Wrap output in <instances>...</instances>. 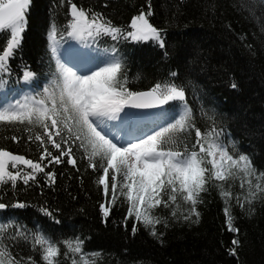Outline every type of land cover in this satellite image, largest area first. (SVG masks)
I'll use <instances>...</instances> for the list:
<instances>
[{
  "label": "trees",
  "instance_id": "trees-1",
  "mask_svg": "<svg viewBox=\"0 0 264 264\" xmlns=\"http://www.w3.org/2000/svg\"><path fill=\"white\" fill-rule=\"evenodd\" d=\"M72 2L80 8L102 13L114 26L125 31H131L132 18L142 11H149L150 3L152 15L148 19L157 29L163 30L165 47L161 48L153 40H113L107 35L87 38L77 53L86 70L94 71L110 63L115 48L122 60L129 90L147 91L156 83L168 82L183 86L196 127L202 132L212 126L222 130L221 140L229 146V152H233L231 145L234 143L237 155L249 156L256 169L264 172L262 0ZM69 13L70 4L66 0H32L21 46L8 62L9 73L0 75V106L6 95L20 94V97L37 99L45 95L44 88L58 75L48 33L55 24L60 34L58 51L71 55L73 44L65 31ZM60 36L64 38L60 39ZM6 40V35H0V51ZM28 70L34 72L35 77L22 82L23 73ZM172 73L177 75L172 76ZM233 83L236 88L231 86ZM179 111V102H170L159 113L167 112L172 117ZM159 113L125 124L121 121L107 123L113 134L134 138L163 124ZM35 132L42 133V129L30 133L24 126L5 123L0 126V147L36 161L42 148L38 141L27 139ZM12 136L21 137L19 143L14 142ZM194 140L193 131L186 142L191 145ZM48 147L57 154L51 145ZM73 155L77 159L76 167L67 163L68 157L60 164L49 165L48 160L41 162L42 166L48 165L45 172L55 173L54 183L44 173H36L35 181H29L27 185L19 179L14 187L10 182L0 185V203L8 205L0 209V225L6 228V241L17 259L32 257L36 264H45L40 248L33 244V237L43 234L60 246V256L55 258V264H72L73 259L80 264V254L68 252L64 244L72 241L75 246L76 240L84 241L82 249L89 257L98 254L96 264H264V194L252 205L245 203L242 209L235 197L246 194L247 184L245 190H241L238 178L227 182L209 180L205 185L207 191L201 193L202 202L196 206L200 213L198 223L183 220L181 213L190 205L179 197V208L170 205L169 208L153 209L151 215L167 220V227L163 223L156 225L157 236H153L151 226L145 227L134 218H128L125 224L129 203L120 195L119 188L116 203L111 205L105 220L100 205L106 198L102 186L95 184L101 172L89 168L82 151L75 146ZM9 168L11 170V164ZM25 171L32 170L25 168ZM108 179L110 200L111 170ZM218 183H225V190L233 194L229 211L233 226L239 229L238 234L227 228L226 205ZM16 203H24L26 207H13ZM105 206L109 205L105 203ZM174 208L177 218L170 215ZM42 209L52 215H46ZM134 224L137 227L135 234L132 232ZM19 231H24L27 239L20 237ZM233 239L240 241L238 247L232 244ZM233 247H236L235 256L230 254Z\"/></svg>",
  "mask_w": 264,
  "mask_h": 264
},
{
  "label": "snow or ice",
  "instance_id": "snow-or-ice-1",
  "mask_svg": "<svg viewBox=\"0 0 264 264\" xmlns=\"http://www.w3.org/2000/svg\"><path fill=\"white\" fill-rule=\"evenodd\" d=\"M31 2L32 0H0V35L7 36L6 44L0 51V75L9 73L8 62L21 46ZM66 2L70 4V20L65 29L68 38L84 40L107 35L113 40H155L161 48L165 47L163 30L157 29L148 19L152 15L150 3L149 11H142L132 18L131 31H125L114 26L102 13L80 8L72 0ZM59 35L57 26L53 24L48 39L50 51L57 61ZM63 38L60 36V39ZM57 67L58 75L44 88V96L39 99L25 97L23 101L16 100L0 106V126L5 123L21 125L30 133L37 128L42 129V133L35 132V135L27 137L29 142L38 141L42 148L36 161L0 147V185L10 182L14 187L18 179L27 185L29 181H35L36 173H44L54 183L55 173L45 172L48 165L42 166L41 162L48 160L49 165L60 164L64 163V157H68L67 163L76 167L77 159L73 155L75 146L82 151L88 167L101 172L95 184L102 186L105 203L109 205H100L105 220L110 214L111 205L116 203L119 188L120 195L129 203L125 224L128 218H134L135 222L142 223L145 227L151 226L153 236H157L156 225L163 223L167 227V220L159 215H151L152 210L169 208L170 205L179 208L178 197L190 205L181 213L183 220L198 223L200 213L196 206L202 202L201 193L207 191L205 185L209 180L227 182L238 178L241 190H245L247 184L246 194H237L235 197L242 209L245 203L252 205L264 194V172L256 169L249 156L237 155L234 143L231 145L233 152L230 153L229 146L221 140L222 130H217L215 126L206 128L203 132L196 127L183 86L168 82L156 83L148 91L129 90L126 86L127 78L123 74L122 60L115 48L110 63L87 75H79L59 63ZM176 75L172 73V76ZM34 77L35 73L30 70L23 73L26 82ZM231 86L237 87L235 83ZM170 102H179L180 111L172 117L167 112L159 113L164 123L143 136L121 142L119 136L113 134L108 126L109 120H119L125 124L140 119L125 109H155ZM121 113L124 115L121 116ZM193 131L195 140L189 145L186 139ZM11 139L19 143L21 137L12 136ZM48 145L57 154L54 155ZM20 165L25 167L20 168ZM25 168L32 171H25ZM217 187L220 188L226 205L224 212L227 228L238 234L239 229L233 226V216L229 211V200L233 194L230 190H225V183H218ZM7 207V204L0 203V209ZM13 207L24 208L26 205L16 203ZM175 208L170 213L173 218H177ZM42 211L46 215H52L47 209ZM136 231L134 224L133 234ZM6 232V228L0 225V264H36L32 257L17 259L13 255L12 247L6 241ZM18 235L27 239L24 231H19ZM159 235L162 236L163 233ZM12 239L15 240L16 237L13 236ZM83 243V240H76L73 246L72 241L64 242L68 252L80 254V264H96L98 254L93 253L89 257L83 252ZM33 244L40 248L45 264H55V258L60 256L58 244L43 234L34 236ZM232 244L238 247L240 241L233 239ZM236 247L230 249L231 255H237ZM72 264H77V260L73 259Z\"/></svg>",
  "mask_w": 264,
  "mask_h": 264
},
{
  "label": "rangeland",
  "instance_id": "rangeland-1",
  "mask_svg": "<svg viewBox=\"0 0 264 264\" xmlns=\"http://www.w3.org/2000/svg\"><path fill=\"white\" fill-rule=\"evenodd\" d=\"M132 41H134V40H132ZM153 41H155V40H153ZM71 42L73 44L72 47H71V51H72L71 55L68 56V55H65V54H63V53H61V52L58 51V58L59 59L57 61V58L55 57L56 64L59 63V64L64 65L67 68H71L74 72H77V74H79V75H87V74H89L91 71L88 72L86 70V65H85L84 61L82 59L78 58V56H77L78 51L81 50V47L84 44L83 43V40H77V39H72L71 38ZM24 81L25 80L22 79V82H24ZM2 94L5 95V92H2ZM17 98L19 100H21V101L24 100V97L23 96L20 97V94L19 95H16V96L15 95H12V96H10V95L7 96L6 95V96H4V98H3V106L6 105V104H8V103H14L17 100ZM123 115L124 114L121 113V116H123ZM117 121H119V120H117ZM109 122H111V120H109ZM119 138H120L121 142H124L125 140H132L133 139L131 137L126 138L124 136L123 137H119ZM218 158H219V155H217V159Z\"/></svg>",
  "mask_w": 264,
  "mask_h": 264
},
{
  "label": "water",
  "instance_id": "water-1",
  "mask_svg": "<svg viewBox=\"0 0 264 264\" xmlns=\"http://www.w3.org/2000/svg\"><path fill=\"white\" fill-rule=\"evenodd\" d=\"M164 106L165 105L160 106V107L155 108V109H125V111L126 112H131V113L135 114L136 116H138L140 118H147L149 116H152V115L160 112L164 108Z\"/></svg>",
  "mask_w": 264,
  "mask_h": 264
}]
</instances>
